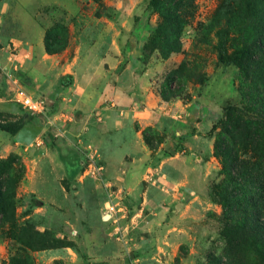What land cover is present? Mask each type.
I'll return each mask as SVG.
<instances>
[{
    "label": "rangeland",
    "instance_id": "rangeland-1",
    "mask_svg": "<svg viewBox=\"0 0 264 264\" xmlns=\"http://www.w3.org/2000/svg\"><path fill=\"white\" fill-rule=\"evenodd\" d=\"M160 1L0 0L9 44L0 65V99L8 104L0 130L19 134L30 160L45 158L51 182L36 187L28 160L0 156L19 162L4 183L12 198L0 212V264H44L53 252L62 258L52 264H264L254 185L227 176L214 149L225 109L243 101L239 68L225 67L215 50L216 32L228 23L216 18L222 0H184L180 49L167 57L145 51L170 8ZM98 69L104 85L73 107L70 88ZM127 69L147 81L153 105L140 80L127 78L130 106L112 99L116 76ZM19 89L45 98L48 112L18 105ZM83 116V130L102 134L100 147L71 136ZM239 155L254 158L250 149Z\"/></svg>",
    "mask_w": 264,
    "mask_h": 264
},
{
    "label": "trees",
    "instance_id": "trees-1",
    "mask_svg": "<svg viewBox=\"0 0 264 264\" xmlns=\"http://www.w3.org/2000/svg\"><path fill=\"white\" fill-rule=\"evenodd\" d=\"M170 8L163 13V22L151 36L145 51L159 49L163 57L180 48L179 38L187 8L184 0H168ZM154 6L160 0H152ZM228 20L218 29L215 50L225 67L236 65L242 80V106L227 107L220 121L222 133L215 143V154L222 161L227 176L246 180L254 185L257 216L264 223V0H222L217 19ZM179 48V49H178ZM200 77V75H199ZM250 149L253 159H243ZM17 157L0 160V212H8L12 196L5 187ZM4 169V170H3ZM19 173H21V168ZM5 178V179H2ZM5 187V188H4ZM249 215H253L248 213ZM264 231V230H263ZM264 241V233L262 234Z\"/></svg>",
    "mask_w": 264,
    "mask_h": 264
},
{
    "label": "crops",
    "instance_id": "crops-1",
    "mask_svg": "<svg viewBox=\"0 0 264 264\" xmlns=\"http://www.w3.org/2000/svg\"><path fill=\"white\" fill-rule=\"evenodd\" d=\"M0 37L3 38L5 41V38H4V36H2L1 31H0ZM11 42L14 46H16V45L18 46V44L15 43L14 39L11 40ZM8 46H9L8 42H6V41L3 42L0 39V65H3V63H5V64L7 63L6 58H7ZM41 49H42V46H41ZM19 51L20 52L25 51L24 46L19 47ZM128 71H131V70L127 69L126 72H128ZM102 74L103 73L100 69L92 71V73L88 72L87 77H90L91 80L89 78L85 79V81L81 83L80 87H77V84H78L77 81H76V83H74L73 87L70 88V97L75 102V105L73 104L74 105L73 107L77 108V104L80 105L81 103L87 101L88 93L93 90L92 88L94 86H96V88L98 89V87H101L104 85V80L106 78L103 77ZM94 77L95 78L97 77L98 81H94ZM116 78H117V85L115 86L114 90H112L111 93H112V99H114L115 103H117L118 105L130 106V104H131L129 96L126 94V92H127L126 87L127 86H125L123 84V82L121 81L123 78H127L129 82H131V81L132 82H134V81L138 82V80H140V83L143 84V87H142V89H143V92H142L143 100L145 102H148V104H150V105L151 104L153 105V103L156 102V99L152 98L153 95H152V93H151V91L147 85V81H145L143 78H136L132 71L130 74L128 73V76L121 74L119 76H116ZM76 80H77V78H76ZM92 82H96V84L92 85L91 84ZM75 88H76V90H75ZM17 107H19V106H17ZM5 109L8 110V104L5 101L0 99V110H5ZM86 119H87V117L83 116L81 121L78 122L77 126H74L75 128L71 129V130H73L72 132H70L71 136L80 135L84 139H87L88 141H92L93 143H95V145L97 147H100L101 146V143H100L101 140H100L99 136H102V134H95V132L92 130H89V131L83 130L82 125L86 122ZM77 130H79L81 132H78ZM18 138H19V134H16L15 136H11V135L7 134L6 132L0 130V156L4 157L8 153H16L18 155L23 156L24 162H25V160H28L29 164H31V167L34 169L36 168L35 171H38V172H36L37 173L36 177H34L32 180L34 182V184H36V187H37V185H41V187H42V184L45 185V187H46V184H49L51 182H49L48 180L45 179V176L42 173L41 168H43L42 163H44V162L47 163V161H45L44 157H38V156H36L30 160L28 158V154L31 153L32 151H27V152H26V150L24 151L20 142H18ZM47 156H48L50 162L55 163L56 161L57 162L59 161V158H57L53 152H50V154H47ZM30 162H32V163H30ZM35 171H33V172H35ZM57 180L60 181V179H56L55 181L57 182ZM43 188L44 187H42V189ZM39 190H41V188H39V189L36 188V193L39 194L41 196V198H45V199H49V200L54 201L53 200L54 197L50 191L48 193V192H46V190H44V192L43 191L41 192ZM61 258H62L61 255H58V253L56 254L53 252L52 254H49L47 259L44 258V264H52L53 261H55L57 259H61Z\"/></svg>",
    "mask_w": 264,
    "mask_h": 264
},
{
    "label": "built area",
    "instance_id": "built-area-1",
    "mask_svg": "<svg viewBox=\"0 0 264 264\" xmlns=\"http://www.w3.org/2000/svg\"><path fill=\"white\" fill-rule=\"evenodd\" d=\"M14 100L18 105L29 111L31 114L44 115L49 110V105L45 98L31 97L21 89L15 92Z\"/></svg>",
    "mask_w": 264,
    "mask_h": 264
}]
</instances>
